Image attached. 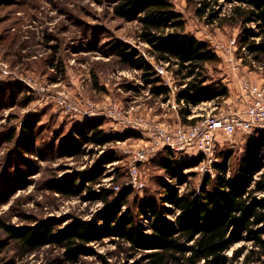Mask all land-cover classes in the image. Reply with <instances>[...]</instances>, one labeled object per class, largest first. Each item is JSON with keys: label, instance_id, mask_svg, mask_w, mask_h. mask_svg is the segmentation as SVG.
Listing matches in <instances>:
<instances>
[{"label": "rangeland", "instance_id": "obj_1", "mask_svg": "<svg viewBox=\"0 0 264 264\" xmlns=\"http://www.w3.org/2000/svg\"><path fill=\"white\" fill-rule=\"evenodd\" d=\"M120 1L0 0V258L5 262L147 264L146 254L150 250L130 251L128 245L115 236L92 243L94 253L80 257L75 263L64 262L61 251L55 247L26 254L4 233L1 224L29 226L47 220L63 227L73 218L96 219L116 194L127 187L129 168L135 164L138 182L130 188L128 202L120 205V209L130 212L135 223L141 224L144 233L149 235L150 222L140 209L142 198L159 197L162 182L173 185L181 194L198 191L202 185L204 173L200 164L183 169L185 178L179 181L171 179L161 168V160H172L167 151L159 150L151 156V124L177 125L188 121H182L180 112L178 119L174 110L163 105L162 96L151 94L150 85L143 79L142 64L150 66L160 79L167 78L176 92L182 82L174 75V65L169 69L151 58L150 47L139 37V21L116 16L114 7ZM198 1L170 2L182 15L184 32L207 42L216 55V62L206 67L208 78L202 86L225 87L227 93L203 102L205 105H197L194 114L210 110L215 114L240 111V83L247 80L264 85V57L255 59L240 46V28L226 20L229 3L217 0V6L212 7L217 17L211 20L195 15ZM233 38L238 46L228 52ZM120 49H127L126 53L135 51L137 55L125 61L119 54ZM156 67L163 73L156 72ZM161 82L168 87V81L161 79ZM59 95L75 105L89 102L97 110L110 104L123 110L132 107L130 119H142L149 129L134 130L101 114L75 117L57 104L55 97ZM185 118L188 120L187 116ZM27 119L36 124V145L30 152L17 148L21 124ZM88 120H102L100 128L105 134L123 135V139L104 146L86 143L77 132ZM257 139L255 131L230 137L220 133L216 138L215 163L225 154H231L228 173H232L240 159L252 151ZM74 143L81 148L80 154L63 156L58 152L61 144ZM140 150L146 152V157L135 162L133 154ZM262 153L258 150L259 156L264 158ZM172 156L177 167L197 157L193 154ZM98 172L102 173L100 177L90 180ZM263 172L264 168L254 178ZM113 185H118L120 191H114L107 205L100 199L86 197L88 190L102 192L112 190ZM66 187L73 191L72 195L63 192ZM167 218L173 219L172 216ZM242 244L247 243L238 241L231 251Z\"/></svg>", "mask_w": 264, "mask_h": 264}, {"label": "trees", "instance_id": "obj_2", "mask_svg": "<svg viewBox=\"0 0 264 264\" xmlns=\"http://www.w3.org/2000/svg\"><path fill=\"white\" fill-rule=\"evenodd\" d=\"M170 1L121 0L114 7V13L126 20L137 19L140 23L139 37L150 47L151 58L169 69L173 65L176 67L174 75L182 82L177 92L179 99L197 106L225 96V87L211 89L202 86L208 78L206 67L216 62V55L207 42L184 32L182 15L174 10ZM224 1L230 4L227 22L240 28V46L245 47L253 58L262 59L264 0ZM216 3L217 0L198 1L195 15L213 20L217 17L212 8L217 6ZM127 49L119 50L125 61L137 55L132 50L126 53ZM142 68L145 71L143 79L150 85L151 94L166 100L168 87L162 84L150 66L142 64ZM189 113V109H181L183 122L187 121L185 117ZM102 123V120L83 122L78 136L95 146L123 139V135L105 134L100 128ZM35 131L36 124L25 120L18 133L17 148L30 152L36 145ZM75 145L61 144L58 152L63 156H76L81 153V148ZM258 150H262L264 155V131L258 132L256 145L240 159L232 173H228L231 154H225L221 161L214 163V175L204 174L198 191L181 194L173 185L162 182L159 197L142 198L140 202L141 214L150 222L149 235L144 233L141 224L135 223L130 212H121L120 205L127 204L131 187L122 188L109 205L108 199L114 191L88 190L87 199H100L107 205L96 219L73 218L63 227L41 220L29 226L1 224V228L21 252L27 254L55 247L61 251L63 261L70 263L93 254L92 243L115 236L120 239L118 241L127 244L130 251L150 250L146 254L147 264H264V172L254 178L264 168V158L259 156ZM167 154L172 160H161V168L171 179L179 181L185 178L183 169L196 167L201 161V156H197L177 167L172 153ZM101 174L98 172L90 180H97ZM63 192L73 193L68 187L63 188ZM167 216H172V221ZM238 241L247 244L231 251ZM0 264L10 262L0 258Z\"/></svg>", "mask_w": 264, "mask_h": 264}, {"label": "built area", "instance_id": "obj_3", "mask_svg": "<svg viewBox=\"0 0 264 264\" xmlns=\"http://www.w3.org/2000/svg\"><path fill=\"white\" fill-rule=\"evenodd\" d=\"M238 46V42L233 38L227 48L231 52L232 47ZM245 51V48L242 49ZM161 65V64H160ZM156 72L163 73L161 68L156 67ZM168 81L170 89L169 96L163 103L166 107L174 110L179 119L181 109H189L187 114V123L178 122L177 125L151 124V146L149 151L151 156L155 155L159 150H165L174 155L176 154H193L201 156L200 170L206 174L214 175L213 164L216 157V138L220 133L232 136L236 133H250L252 131H264V85L254 84L247 80L240 83L238 97L241 101L242 109L239 111H228L226 113L215 114L212 110L207 113L194 114L197 106L187 104L184 99L177 97L176 88L173 90L170 81ZM165 86L166 83L164 84ZM176 92V93H175ZM57 104L65 109L66 112L73 113L83 117L97 116L101 114L104 117L111 118L116 124L130 127L134 130L148 128V124L142 122V119H130L132 107L127 110L121 109L116 104H110L102 110H97L94 104L84 102L81 105L68 103L61 96L55 97ZM205 105V103H202ZM124 116V117H119ZM89 119V118H87ZM135 162H141L146 157L145 151H138L133 154ZM130 178L127 187H135L138 182L137 167L133 164L129 168ZM111 185V184H109ZM112 190L120 191L118 185H113Z\"/></svg>", "mask_w": 264, "mask_h": 264}, {"label": "crops", "instance_id": "obj_4", "mask_svg": "<svg viewBox=\"0 0 264 264\" xmlns=\"http://www.w3.org/2000/svg\"><path fill=\"white\" fill-rule=\"evenodd\" d=\"M202 103H203V102H202ZM199 105H201V103H200ZM199 105H198V106H199ZM202 105H203V104H202Z\"/></svg>", "mask_w": 264, "mask_h": 264}]
</instances>
